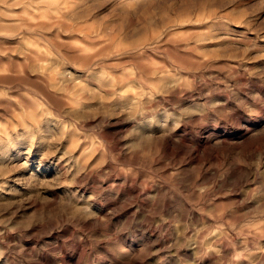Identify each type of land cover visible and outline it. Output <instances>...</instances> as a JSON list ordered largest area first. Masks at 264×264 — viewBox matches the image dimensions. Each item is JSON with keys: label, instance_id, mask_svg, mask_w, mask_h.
<instances>
[{"label": "clouds", "instance_id": "clouds-1", "mask_svg": "<svg viewBox=\"0 0 264 264\" xmlns=\"http://www.w3.org/2000/svg\"><path fill=\"white\" fill-rule=\"evenodd\" d=\"M250 34L264 0H0V158L37 156L0 166L27 189L0 201V264H264Z\"/></svg>", "mask_w": 264, "mask_h": 264}, {"label": "rangeland", "instance_id": "rangeland-1", "mask_svg": "<svg viewBox=\"0 0 264 264\" xmlns=\"http://www.w3.org/2000/svg\"><path fill=\"white\" fill-rule=\"evenodd\" d=\"M111 7H112V5H108L104 8H101L96 13V15L99 16L103 13H107ZM250 35H251V38L256 41V43L259 47L264 48V40L258 39L255 34H250ZM9 43H15V42L9 41ZM13 59L18 60L20 58L19 57H13ZM257 64L258 65H264V61H258ZM77 155H79V152L77 153ZM3 159H11L10 163L0 164V166H3V167H12L18 163L23 162L26 159L30 160L33 168L37 167V156H36L35 152H33L31 154V156H29V154L27 152H25L23 155H16L15 152H13L12 158H0V160H3ZM97 159H98V157L94 158L91 161L89 166H91V164H95L97 162ZM57 167H62V166L53 164L51 167H45L44 170L41 172V174L51 176L53 171ZM23 175H24V170H21L20 172H16L11 177H9V179L7 181L8 188H6L4 191L0 192V201H9V200L15 199L16 197H14L10 194V192L12 190L21 191V192L27 191V189L24 187V184H23L22 179H21L23 177ZM228 199H231V197ZM68 259L74 261L75 258L72 256H69ZM81 260L83 261V257H81ZM44 264H55V260L53 257L45 254L44 255ZM145 264H152V259L145 261ZM205 264H207V262H205Z\"/></svg>", "mask_w": 264, "mask_h": 264}]
</instances>
